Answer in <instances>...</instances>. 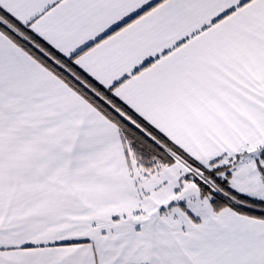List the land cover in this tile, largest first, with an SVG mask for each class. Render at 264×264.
Wrapping results in <instances>:
<instances>
[{
    "label": "snow or ice",
    "instance_id": "6c2138e0",
    "mask_svg": "<svg viewBox=\"0 0 264 264\" xmlns=\"http://www.w3.org/2000/svg\"><path fill=\"white\" fill-rule=\"evenodd\" d=\"M0 264H264V0H0Z\"/></svg>",
    "mask_w": 264,
    "mask_h": 264
}]
</instances>
